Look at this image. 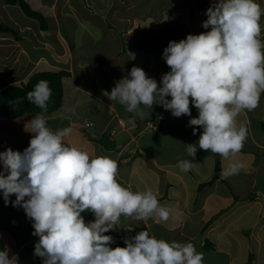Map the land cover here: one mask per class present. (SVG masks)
I'll list each match as a JSON object with an SVG mask.
<instances>
[{
  "label": "clouds",
  "instance_id": "clouds-1",
  "mask_svg": "<svg viewBox=\"0 0 264 264\" xmlns=\"http://www.w3.org/2000/svg\"><path fill=\"white\" fill-rule=\"evenodd\" d=\"M205 14L201 26L207 31L170 40L163 49L162 59L170 70L159 83L133 66L116 82L108 99L140 118L145 115L143 108L153 105L174 117L189 116L188 126H199L202 133L195 144H186L188 156L194 159L199 148L228 159L242 150L247 139V128L237 125V117L256 109L264 94L260 23L264 8L258 0H217ZM51 95L42 80L27 93V100L46 112ZM190 104L197 110L195 117ZM153 127L154 120L135 126L144 132ZM197 130L193 127V135ZM25 131L32 136L23 151L10 147L0 151V195L5 205L24 210L32 235L39 238L34 255L42 258L41 264H204L203 253L193 243L158 239L146 230L126 236L124 246L112 247L115 240L105 233L135 228L122 226L124 220L169 219L158 194L122 185L114 159L67 143L70 125L53 131L44 115H35ZM111 132L114 138L115 131ZM193 164L184 159L179 168L188 172ZM243 166L232 160L227 174H237ZM85 212L94 219L86 222ZM0 264H18V258L15 254L10 258L3 248Z\"/></svg>",
  "mask_w": 264,
  "mask_h": 264
},
{
  "label": "crops",
  "instance_id": "crops-1",
  "mask_svg": "<svg viewBox=\"0 0 264 264\" xmlns=\"http://www.w3.org/2000/svg\"><path fill=\"white\" fill-rule=\"evenodd\" d=\"M146 1L144 0L143 4ZM84 2L85 0H83ZM124 2L133 5L132 9L130 8L131 11H128L129 7ZM149 2L160 13L157 22L154 20L157 19L156 14L154 17H152V14L147 17L144 13H141L142 11L148 12L150 9L137 11L133 0H102L100 2L98 0H88L86 8L92 9L94 14L98 12L102 20L105 19L106 24H111L108 20L112 22L115 20L114 24L116 23L119 28H127L126 31L121 30L120 33L127 40L126 46H119V50L113 49L112 52L108 53L111 48L109 47L105 50L106 55H104L103 51L100 54H89L83 52L82 47L76 50L72 46L78 41L83 43L81 39V33L83 32H88L90 38L95 40L93 30L98 28L96 24L90 26L89 22L91 21L79 20L78 26L83 27V29L80 32L75 28L71 30L73 33L71 44L67 43L61 49L55 45L54 42L59 45L61 41L65 42L61 38L56 25L59 23L60 16H62L61 12L65 14V8L70 2L69 0H45V4L42 6L53 13L52 19H54V23L51 24L49 18L45 17L40 11L47 20L48 28L42 30L39 25L38 27L41 30L40 32L52 31L55 33L52 38L54 42L51 39L48 46H51V49L56 47V53L54 52L49 56L47 44L44 43L46 46H40L45 47L46 53L33 57L31 55L32 49L36 50L39 46L38 44L31 45V49L28 46L25 47L23 41L25 42V39L27 41L28 35L25 34V36L18 33L17 36L20 37V40H15L10 34L0 33V40L2 41V44H0V60L10 56V48L15 42H20L26 51L22 54L26 63L15 58L7 67H3V72H0V76H3L2 80L5 79V76H13L10 75L11 71L9 68L11 67L17 75L15 73V76L6 78L3 81L4 83L0 82L3 83L0 85V89L10 84L24 82L36 68H41L40 70H66L69 74L62 81L65 95L64 102L59 110L44 116H48L49 121L46 120V122L47 125L52 124L51 127L49 126L51 130L56 131L70 125L72 133L65 138V141L69 144H75L88 151L91 155L108 156L114 159L118 164L117 179L122 185L129 187L133 191L151 189L158 194L159 203L166 208L169 205L174 206L177 204L179 215L175 220L172 217L169 219L165 226L167 232L170 231L172 233L179 228L185 229L186 226L193 224L194 228L197 225V231L203 235L205 232L207 233L205 230L209 227L210 234L208 232V236H202L203 239L201 238L199 242L195 243V246H200L201 243L204 244L200 248L205 251L204 264H264V185L260 183L264 181V133L258 130L261 127L259 125L264 124V94L261 95L256 109L242 112L236 120L238 126H246L247 134L250 135L249 141L260 147L259 151H261L263 159L258 164H250V168L248 166L245 169V166H243L241 168L243 173L232 175L227 174L229 164L232 160H239L244 165L245 160L242 155L225 159L218 154L211 153L209 150L198 148L194 159L188 156L186 151L187 142L195 144L202 133V129L199 126H188L189 116L174 117L169 110H165L160 105H153L152 109L148 108L144 111L145 115L143 117V122L146 119H149L148 122L153 120L155 122V127L145 130V132L150 131V143H138V137L143 134L144 129L136 130L135 126L138 128L139 125L136 114L127 112L123 105H121V108L124 107V109L119 110V106H116L115 103L108 99L109 93L113 88L109 83L117 82L126 76L133 66L141 67L148 76L153 78L161 77L170 70L162 59V52L170 40L179 41L180 38L178 35L168 37L164 33L167 23H174L173 26H170L172 28L182 27L183 34L181 33L180 37L184 36L185 38L189 33L198 34L201 32L198 22L193 19L195 18L198 0H149ZM58 3H63L64 5L60 9L57 8V14L55 15ZM258 3L264 8V0H258ZM97 4H100V6H97ZM117 9L123 12L117 13ZM70 11L67 8L66 14H70ZM133 13H136V15L134 16ZM7 18H9L8 15ZM0 20H2L0 22H3L2 13H0ZM260 23L262 28H264V16L261 17ZM8 25L17 27L23 33H25L23 28H28L27 23L17 25L14 20H11ZM141 25L145 30L141 29ZM106 26V28L112 30L110 28L111 25ZM151 26L153 27L152 29ZM151 31L152 33L149 34ZM204 31H207V29H204ZM159 39L162 43L158 41V47L154 46L153 50L150 47L145 49L146 47L144 46L146 44L153 46L151 43ZM261 39L264 40V30H262ZM15 46L18 45L16 44ZM79 54L84 58L85 64L81 65L79 63V60L81 61ZM99 58L105 63L103 66L106 68L104 69L103 67L101 73L93 67L95 59ZM75 60L78 65L76 71H79L81 76L75 75L76 71H73V62ZM107 67L110 69L108 70ZM106 70L109 73L108 80L106 79ZM22 73L24 75L27 74V77L21 76ZM97 74H103L104 76L97 79ZM91 75L98 83L95 88L93 85L92 87L86 86L87 84L82 82L89 80ZM17 76L19 79L16 78ZM76 76L81 78L78 80ZM157 81L160 82L159 79ZM65 91H69L70 95L68 97H66ZM67 98L69 99L67 100ZM168 98L170 99V97ZM87 104V110L82 112L81 108ZM89 104H91V108ZM190 108L191 116H197L198 113L195 107L190 104ZM32 115L40 114L29 113L15 120H0L3 132L7 133H3L4 137H6L5 141H7L5 146H2L4 150L9 148V142H11L13 150L23 151L28 146L21 141H30L32 134L25 131V125L33 118ZM88 121L94 123V132H89V128L85 126ZM160 124H162V127H159ZM193 127L198 129L196 135H193ZM111 130L115 131V135L126 133L130 137L127 142L119 143L113 152L101 146L91 137L94 136V133L95 136H100ZM133 131H136V133L134 134ZM257 133L259 136H256ZM112 140L116 146L115 137ZM174 141H181L176 153H173L177 147L173 145ZM244 148L243 146L240 152L251 153L247 149L248 147ZM184 159H190L194 162L188 172H182L179 168V162ZM216 159L222 165L221 175L215 178L211 184L199 188L201 183L213 178ZM249 171L251 172L250 176ZM236 175H242L244 179ZM234 184H242L248 190L249 185L251 191L249 190L250 192L248 193V190H246L242 194L235 189ZM1 199L0 206L3 204ZM14 199V195L10 197V200ZM210 206H215L212 210L214 212L213 216L208 215L206 212ZM11 207L13 206L11 205ZM17 211L20 213L18 208ZM17 211L16 207H13L12 212ZM198 215L200 217L194 219ZM181 216H184L185 220H182ZM153 218L148 220L151 226L154 221H157L158 217ZM188 218H191V220ZM134 222L138 221L134 220ZM2 231L9 233L11 230L6 227ZM36 238L39 239L38 237ZM164 240L170 241L169 236L164 238ZM207 241L209 243L205 244ZM251 255L253 259H251Z\"/></svg>",
  "mask_w": 264,
  "mask_h": 264
},
{
  "label": "rangeland",
  "instance_id": "rangeland-1",
  "mask_svg": "<svg viewBox=\"0 0 264 264\" xmlns=\"http://www.w3.org/2000/svg\"><path fill=\"white\" fill-rule=\"evenodd\" d=\"M100 1H102V0H100ZM100 1L98 0V2H100ZM143 1L144 0H133V2L136 4V10L140 12V9L141 10H144V9H147V8L150 9V11H148V12L142 11L141 13H144L147 17H149L150 14H152L153 15L152 17H154L155 14H156L157 19H154V20L157 22L158 18H159L158 16H159L160 13L156 11V7H152L150 5L149 0H147L144 4H143ZM27 2L29 3V5L33 9L41 11L45 15V17H48L49 18V22L51 24L54 23V19H52L53 13L50 10L48 11L46 7L42 6L43 4H45L44 3L45 0H39V1L38 0H28ZM69 2H70V4L67 5V7L65 8V14L63 12H61L62 16H60L59 23H57V25H56L57 28H58V31H59V34H60L61 38L65 41V42L61 41L60 45L55 43L53 41V39H52L54 37L55 33H53L52 31H47V32L42 31V32H40L41 30L38 27L39 22L36 21V20H33L31 18L26 17L17 4L11 5V4H8L6 2V0H0V13H2L3 22L6 23V24H9V22H11V20H14L17 25H21V24H24V23L28 24V28L29 29L27 27L23 28V30H25V33H23V31H19V29H18L17 33H20L21 35H25V34L28 35L27 37H29V38L27 39V41H26V39H25V42L23 41L25 47L28 46V48L31 49V47H30L31 45L38 44L39 48H37L36 50L32 49L31 55L33 57H37L38 54L41 55V54H45L46 53L45 47H42L43 45H45L44 43L47 44V49L49 50V56H50V54L52 55L54 52L56 53V51H55L57 49L56 47H52V49H51V46H48L50 41H51V39H52V42H54L55 45L59 46L60 49L62 47L64 48L65 45H67V43L71 44V40L73 38V33H72L71 30L75 28L78 32H80L81 29H83V27L81 28V26H78L79 20L91 21V22H89L90 26L96 24L98 29L93 30V34H94L95 40H93V38L92 39L90 38V35H89L88 32L81 33V39L83 40V43H80L78 41V42L72 44V46L75 47L76 50H79L80 47H82L83 48V52H87L89 54H100L103 51V54L106 55L105 54V50L107 48H109V47H111V48H110V50H108V53L112 52L113 49L119 50L118 49L119 46H126V41L127 40L120 33H121V30H123V31L125 30L126 31L127 28L126 29H124L123 27L119 28V26L116 23L114 24L115 20H113V22L108 20L111 24H108V23L106 24L105 19L102 20L101 15L98 12L94 14L92 9H87L86 8V5L88 4V0H85L84 3H83V0H69ZM198 2H199V0H198ZM38 3H39V5H38ZM124 4L129 7L128 11L129 10L131 11L133 5L127 4L125 2H124ZM63 5H64L63 3H61V4L58 3V7H56L55 15L57 14V8L60 9V7H62ZM97 6H100V4H97ZM67 8L71 10L70 14H66V9ZM97 9H99V7H97ZM122 12L123 11H120V10L117 9V13H122ZM7 15L9 16V18H7ZM133 15L135 16L136 13H133ZM138 17H140V16L138 15ZM10 18H11V20H9ZM193 19L198 20L197 18H193ZM8 20H9V22H8ZM0 21H2V20H0ZM173 24L174 23H171V24L167 23V28H165L164 33L168 37H171V36H174V35H178L180 39H183L184 36L181 35L182 37H180V34L182 33V30H183L182 27H175V28L170 27V26H173ZM106 25H111L110 28L113 31L108 29V28H106L107 27ZM87 26H89V25H87ZM140 27H141L142 30H145V28L142 25ZM152 28L153 27L151 26V29ZM147 29H149V28H147ZM202 31L203 30H201V32ZM151 33H152V31L149 32V34H151ZM42 37H43V39H42ZM164 37H166V36H164ZM118 39L120 40V43H119ZM160 39L154 41V43H151L153 46H151L150 44L149 45L146 44L144 46V47H146L145 49H148L150 47V49L153 50L154 46L158 47L157 42L159 41L160 43H162L160 41ZM38 41L39 42L41 41V42L39 43ZM0 44H2V41H1ZM16 44L18 46H15ZM40 45H42V46H40ZM92 49H94V50H92ZM93 51H96V52H93ZM24 52H26V51L21 46V43L20 42H15L14 45L10 48V51H9L10 56L5 58V59H3V60H0V72H3V67L4 68L7 67V65L12 63L13 62L12 60L15 59V58H17L16 60H19V61L22 60L24 63H26V60H24L23 56H22V54ZM79 56L81 57V61L79 60V63L81 65L85 64V62L83 60L84 58H82V55L79 54ZM87 57H91V56H87ZM76 62H77L76 60L73 62L74 63L73 71H76L78 69V67H77L78 65H77ZM104 64L105 63L102 60H100V58L99 59H95L93 67L98 72L101 73L103 71L102 69L104 67L103 66ZM86 66H87V63H86ZM88 67L91 68L89 65H88ZM9 69L11 71L10 75H13V76L17 75V73L14 71V69L12 67L9 68ZM40 69L41 68H36L35 70L32 71L31 75L35 71H38ZM104 69H106V68L104 67ZM107 69L109 70L110 68L107 67ZM105 73L107 74L106 79L108 80V74L109 73H108L107 70L105 71ZM76 74L81 76L79 71H76L75 75ZM83 74L85 75V73H83ZM1 75H4V74H1ZM23 75L24 74L22 73L21 76H23ZM13 76H7V77L5 76V79H3V80H2L3 76L2 77L0 76V82H3V81L6 80V78H10V77H13ZM79 76H76V78L78 80L81 78ZM102 76H104V75L103 74H97V79H98V77L100 78ZM23 77L26 78L27 74L24 75ZM16 78H18V76ZM72 78H74V76H72ZM154 78L156 80L157 79H159V80L161 79V77H159V76L158 77H154ZM26 80H27V78H26ZM82 82L86 83L87 84L86 86H89V87H92V85H93L94 88H95V86H98L97 85L98 84L97 80H94L92 75H91L89 80H85V81H82ZM3 83H0V85L3 84ZM115 84H116V82H110L109 83V85L111 87H114ZM65 94H66V97H68L70 95L69 91H65ZM68 99L69 98H67V100ZM112 102L115 103L116 106H119V110H123L124 109V107L121 108V104L119 102H117V101H112ZM90 105L91 104H89V107L91 108ZM86 107H88V104L85 105L83 108H81L82 109L81 111L82 112H83V110L86 111L87 110ZM147 109L148 108H143V111H145ZM40 115H42V114H40ZM45 115H47V114H45ZM135 116L137 117L139 124L141 126L144 125L143 118H140L137 115H135ZM45 119L49 121L48 116H46ZM95 124H96V122H95ZM253 125H254V121H253ZM48 126L51 127L52 124H49ZM259 126H261L258 129L259 132L264 133V124L263 125H259ZM133 132H134V134L136 133V131H133ZM3 133H5V132H3V129L0 126V151H4V147H2V146H5V144L7 143V141H5L6 137H4L5 135ZM5 134H7V133H5ZM256 136H259V134L257 133ZM114 137H115V141L117 143L115 148L118 146L119 143L120 144L125 143L130 138L128 136V134H126V133L125 134L122 133L120 135L118 134V135H115ZM150 138H151L150 137V131H147L145 133L143 132V134L138 137V141L137 142L138 143H145V142L150 143L149 142ZM164 140H165V138H164ZM249 140H250V135L247 134V139H246V141L244 143V147H245L244 149H246V147H248L247 149H249L251 153H246L244 151V152H239V153L236 154V156L242 155V157L244 158V160H245V163H244L245 167L244 168L245 169H247L248 166L250 168L251 167L250 164H253V163H257L258 164V163H260L261 160L263 159V155L261 154V151H259L260 147L254 145ZM21 142L24 143V145H28L29 140L21 141ZM160 142H162V141H160ZM190 143L187 142V144H190ZM180 144H181V141L180 142H177V141L173 142V145L177 146L176 150L173 153H176L178 151V146ZM8 145H9L8 147L13 148L11 142H9ZM114 150L115 149H113L112 152ZM241 173H243V171L240 169V171L237 174H241ZM250 173L251 172L249 171V176L251 175ZM236 176H238V177L241 176V178L244 179V176H242V175H236ZM260 183H263V185H264V181L260 182ZM258 185H261V184H258ZM233 186H235L236 188L235 187L234 188L237 189V191H239L242 194H244V191L248 190L246 187L242 186V184H237V185L234 184ZM248 187H249V190L251 191L249 185H248ZM249 190H248V193L250 192ZM0 198H2L1 200H2V203H3L2 206H0V212H1L0 213V237L3 239V242L5 244V248H7L9 250V257L11 258L12 255L15 254L17 256V258H18V264H41L42 258L37 257V256L34 255V244H35V242L38 239L36 238V236L32 235V232H33L32 224L26 218V214H25L24 210L18 208L19 212H20V213H18L17 207H16V211L17 212L13 213L12 212L13 211V207H11L10 203L8 205H5L3 197L0 196ZM213 208H215V206H210V208H208L206 210L208 215H212L213 216V213H214L212 211ZM167 209L170 212L169 219L172 217L173 220H175V218L179 215L178 205L177 204L174 205V206H170L169 205V206H167ZM82 215H84V218H85L86 222L94 219L93 215L90 212L82 213ZM199 217H200V215H198L194 219H198ZM169 219L167 221H161L159 218H157V221H154L152 226L149 224L148 221L147 222H143V221L134 222V220H126V221H123V225L122 226H124V227L131 226V227H135V228H133L131 232H129L126 229H123V228H121L119 230H116V231H117V233L120 236L125 238L126 236L135 235L140 230H146V231H149L152 235H154L158 239H164L167 236H169V240H170L169 242H171V241H177V242H180V243L191 242V243L194 244V246H195V243L199 242L201 238L203 239L202 236H208V232L210 234V230L208 229L209 227H207L206 230H205V231H207V233L205 232L203 235L199 234V232L196 229L197 225L194 228L193 224H190L188 227L186 226L185 229L179 228V229H177V231H173L172 233H170V231L167 232L166 229H165V226H166L167 222H169ZM181 219L185 220V217L181 216ZM189 220H191V218ZM6 227L11 230L9 233H5V232L2 231V229L6 228ZM193 236H194L195 239L193 238ZM203 245L204 244L201 243L200 246H195V247H196L198 252L203 253V257H204L205 251L203 249H200Z\"/></svg>",
  "mask_w": 264,
  "mask_h": 264
},
{
  "label": "trees",
  "instance_id": "trees-1",
  "mask_svg": "<svg viewBox=\"0 0 264 264\" xmlns=\"http://www.w3.org/2000/svg\"><path fill=\"white\" fill-rule=\"evenodd\" d=\"M8 4L15 5L17 4L24 15L28 18L36 20L39 22V26L42 30H46L48 28L47 20L44 15L33 9L27 0H6ZM199 5V2H198ZM18 28L0 22V33L10 34L15 40H20L18 35ZM69 73L66 70H40L33 73L27 81L10 84L4 86L0 89V120L8 119L15 120L21 118L25 114H52L59 110L64 102V88H63V78L67 76ZM47 81L48 86L51 89L52 95L50 100L48 101L47 111L45 112L43 109L37 107L36 105L30 103L27 100V93L32 91L35 86L40 81ZM149 120V119H146ZM94 124L89 128V132H94ZM162 127V124L159 125ZM161 130V129H160ZM109 131L107 133H103L100 136H91L94 141L99 143L101 146H104L106 149L113 150L115 149V144L113 139V134ZM92 134V133H91ZM222 165L221 162L216 159L215 160V170L213 174V178L207 182L201 183L199 188H203L212 183V181L221 175ZM2 196V195H0ZM108 235H112L115 243L112 244V247L117 245L124 246V238L121 237L117 231L110 230ZM209 242H205V244ZM5 248V244L3 239L0 237V249ZM251 259L253 256L251 255Z\"/></svg>",
  "mask_w": 264,
  "mask_h": 264
},
{
  "label": "built area",
  "instance_id": "built-area-1",
  "mask_svg": "<svg viewBox=\"0 0 264 264\" xmlns=\"http://www.w3.org/2000/svg\"><path fill=\"white\" fill-rule=\"evenodd\" d=\"M215 0H199V5L196 8L195 11V18H197L198 20H196L198 22V24H200L199 26H201L202 21L207 19L206 16V10L214 3ZM202 29L204 30V28L202 27ZM85 126L87 128H90L93 126L92 122H86Z\"/></svg>",
  "mask_w": 264,
  "mask_h": 264
},
{
  "label": "bare ground",
  "instance_id": "bare-ground-1",
  "mask_svg": "<svg viewBox=\"0 0 264 264\" xmlns=\"http://www.w3.org/2000/svg\"><path fill=\"white\" fill-rule=\"evenodd\" d=\"M200 27H201V30H203V29H202V26H200ZM202 32H204V30H203Z\"/></svg>",
  "mask_w": 264,
  "mask_h": 264
}]
</instances>
